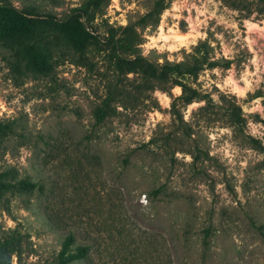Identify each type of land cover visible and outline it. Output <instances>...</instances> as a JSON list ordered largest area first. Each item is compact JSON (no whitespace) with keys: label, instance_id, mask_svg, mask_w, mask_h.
Instances as JSON below:
<instances>
[{"label":"rangeland","instance_id":"obj_1","mask_svg":"<svg viewBox=\"0 0 264 264\" xmlns=\"http://www.w3.org/2000/svg\"><path fill=\"white\" fill-rule=\"evenodd\" d=\"M81 1L11 0L33 19L44 14L59 19ZM156 1L138 3L150 10ZM222 2L241 10L236 19L255 12L254 0ZM106 7L102 20L92 23L97 41L83 53L49 34L38 42L45 61L36 67L15 45L0 42V173L11 183L35 184L29 191L0 192L5 264H11L13 254L16 264H55L68 235L72 249L88 247L84 259L70 264H264V158L258 159L264 156V138L248 134L238 106V121L229 117L234 103L223 96L217 105L210 93L196 90L207 104L188 122L182 119L181 99L161 108L153 90L171 95L172 82L158 83L139 73L129 78L109 60L102 38L108 26L118 25L102 18ZM127 18L143 31L138 13ZM224 35L228 42L233 33ZM257 47L264 50V42ZM206 49L209 56L212 49ZM247 55L245 49L237 56L238 70ZM141 58L160 65L154 50ZM225 62L217 64L223 68ZM189 80L195 77H184ZM154 112L170 114L169 121L150 119ZM223 127L231 129V136L208 139L209 130ZM225 141L235 149L233 164L217 151ZM210 151L216 155L209 156ZM184 154L192 156L191 163L184 162ZM217 184L223 188L217 190ZM5 214L14 228H6ZM32 255L38 257L35 262L28 259Z\"/></svg>","mask_w":264,"mask_h":264},{"label":"clouds","instance_id":"obj_2","mask_svg":"<svg viewBox=\"0 0 264 264\" xmlns=\"http://www.w3.org/2000/svg\"><path fill=\"white\" fill-rule=\"evenodd\" d=\"M166 3L167 6L160 11L155 26L148 23L144 25L143 31L140 27L134 29L141 37V42L136 44V47L140 50V56L147 57L154 50L157 54L156 62L161 66L165 62L180 64L185 61V57L188 55L200 59L204 55L203 51L196 52L195 50L201 43L206 42L212 49V53L196 73L195 82L188 81L189 86L202 94L210 93L209 99L217 105L223 103L221 96L231 99L234 105L240 109L241 118L245 120L248 134L254 138H264V123H261V121H264V103H262L264 95H256L257 91H264V50H262V47H257L258 41L264 42V19L256 21L257 13L255 12L248 18L236 19L241 17V10L228 7L222 0H166ZM121 4H123V7H121ZM148 12L149 9L140 5L138 0H108L102 18L106 19L109 25L115 22L120 27H127L129 23L127 14L138 13L140 17H143ZM115 13H118V15ZM100 20V16L93 18L94 23H99ZM181 21L184 22L183 30L180 26ZM211 21H214V23L210 25ZM238 25H242V28ZM218 27L222 30L217 31ZM228 31H231L233 36L231 40L226 42L224 34ZM210 32L212 34L211 38L209 37ZM236 44H239V47H236ZM245 49L248 55L240 61L238 70L235 61L239 53ZM181 50H183V53ZM131 58L134 59L135 57ZM221 59L229 62L226 67L222 68L215 64ZM209 64L215 66L209 67ZM64 75L67 76L68 73H64ZM170 75L180 79L175 73ZM128 76L131 78L132 74L129 73ZM75 87L80 88L81 85L77 83ZM169 91L171 95H169V92L159 89L153 90V96L163 109H170L173 99L180 98L184 94L182 83H174ZM249 96H251V99H249ZM13 103H16V101H13ZM206 104L205 99L196 98L187 102L181 113L184 122L189 121L193 111L204 107ZM3 109L4 105L0 102V110ZM25 110H28L27 106ZM122 110L117 105V111ZM7 114L9 116L12 114L10 109L7 110ZM250 114L259 116V120L254 121ZM152 115L155 116L156 121L168 122L170 119V114L154 112L150 114V119ZM136 130V128H133V131ZM222 134L231 136L232 131L228 127H223L207 132L208 139L212 142H215L217 137ZM149 138L148 135L144 137L145 141ZM261 142L264 143V139ZM21 151L24 155H27L23 149ZM217 151H222L223 157L226 158L229 164L235 163L233 159L236 154L235 149L228 141H225ZM248 151L251 152V150ZM175 155L178 159L181 158V153L177 152ZM208 155L214 156L216 152L210 151ZM182 158L186 163H191L193 159L188 154H184ZM260 158H264V156L258 157V159ZM245 163L246 161L241 160V167ZM216 188L220 190L223 185L217 184ZM143 202L146 203V200ZM4 219L6 228L16 226L15 222L8 218L6 214ZM31 238L35 239V237ZM28 259L30 262H35L38 257L32 255ZM11 264H16L14 254L11 257Z\"/></svg>","mask_w":264,"mask_h":264},{"label":"trees","instance_id":"obj_3","mask_svg":"<svg viewBox=\"0 0 264 264\" xmlns=\"http://www.w3.org/2000/svg\"><path fill=\"white\" fill-rule=\"evenodd\" d=\"M108 0H82L78 6L70 10L61 18L56 19L51 14H44L43 19H33L28 16L27 9H18L13 6L11 0H0V42L15 45L21 57L29 64L39 67L44 64V58L40 56L38 42L45 40L48 35H56L59 40L70 46L73 50L83 53L91 44L97 41L95 29L92 26L95 16H102L103 10L107 6ZM254 11L264 16V0H254ZM161 1L157 0L149 12L140 18L139 23L143 27L151 21L156 24L158 15L163 8ZM102 20V19H101ZM135 27L128 24L127 27L108 26L102 44L118 71L124 73H139L144 79H153L158 83L168 81L182 83L183 95L178 98L186 104L193 98L201 99L196 90L191 89L189 83L184 81V77L196 76L201 65L207 61V44L201 43L196 52L203 51L204 55L200 59L190 55L188 59L180 64L165 63L164 65H153L144 61L136 44L140 41L139 34L134 30ZM94 33V34H93ZM135 57L134 59L131 57ZM229 62H225L224 67ZM216 65L217 62H215ZM209 67L215 66L209 64ZM171 73H175L180 79L174 78ZM229 117L238 121V108L234 105L229 106ZM99 119L103 117L102 112H97ZM4 131V126L0 123V132ZM5 173H0V192L12 191L14 189L29 191L34 189L35 184L22 180L11 183L5 179ZM264 237V234H261ZM10 244V243H8ZM72 236L68 235L61 246L56 257L55 264H70L74 261L82 260L88 252L87 246H77L71 248ZM5 244L0 242V264H5L3 254L5 253Z\"/></svg>","mask_w":264,"mask_h":264}]
</instances>
